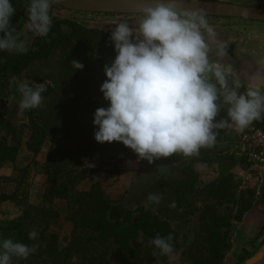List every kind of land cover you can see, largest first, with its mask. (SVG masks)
<instances>
[{"label":"rangeland","instance_id":"obj_1","mask_svg":"<svg viewBox=\"0 0 264 264\" xmlns=\"http://www.w3.org/2000/svg\"><path fill=\"white\" fill-rule=\"evenodd\" d=\"M215 1L264 8V0ZM12 3L16 8L12 21L27 15L28 0H12ZM49 14L52 20L68 19L109 33L121 23L135 28L142 16L71 12L54 7L50 8ZM207 19L216 32L217 41L227 49L225 57H218L213 45L209 53L210 62L218 61L234 69L237 62L235 51L241 49V43L244 47L251 45L254 50L264 51V23ZM28 30L27 26L25 32ZM33 38V35H29L24 44L29 45ZM109 48L108 43H100L94 52L95 58L108 60ZM261 55L264 56V52ZM112 62L109 61V66ZM78 63L83 65L82 69L68 62L65 49L58 47L50 58L34 62L20 75L6 80L0 76V117L3 119L0 144L4 142L19 148L16 160L0 163V193H13L17 187L16 181L23 177L24 183L20 188L24 193L20 197L27 196L22 208L11 201L0 203V223L8 224L17 220L24 209H29L37 219L46 211L50 214L47 218L48 232L59 235L61 245L65 246L71 239L73 227L65 220V204L55 201L51 206L48 205L44 192L56 172L58 182L63 183L70 173L89 169L90 176L80 181L78 188L89 190L94 183H101L111 205L108 213L110 222L120 221L126 212L142 208L157 215L177 232L180 250L168 258L172 264H193L195 259L207 256L208 245L200 223V209L205 200L215 204L222 215L229 217V249L224 264H247L255 257L264 246V166L255 169L251 183H243L240 177L242 161L230 128H227L224 142L218 146L214 162L209 164L201 161L200 152L195 156L192 166L200 179L191 200L197 211L185 216L170 205L174 199V185L184 179L183 170L194 156L183 157L179 162H174L172 157L154 158L150 163L122 143H98L93 123L95 114H88L85 107L96 102L108 106L101 92L107 77L105 70L97 63L85 60H79ZM238 63V66L246 65L239 59ZM256 68L258 73H263L264 63L260 58ZM212 80L215 82L214 78ZM24 81H28L31 87L43 84L52 93L43 96L39 108L27 110L20 116L22 94L19 85ZM256 84L264 91V81H257ZM229 85L232 86L231 76ZM242 88L239 91L245 92L246 87ZM227 108L228 105L221 100L218 114L222 113V118L231 123ZM85 161L94 167H87ZM23 170L27 172L23 173ZM209 186L213 187V193ZM149 193L162 195L158 206L147 204ZM250 203L251 208L239 215L242 207ZM79 234L84 242V252L75 255L71 264H87L83 255L97 256L102 252L107 253L110 264L120 263L122 257L116 253L112 242L102 245L89 232L79 230ZM248 255L251 256L242 262ZM24 264L47 263L29 256Z\"/></svg>","mask_w":264,"mask_h":264},{"label":"clouds","instance_id":"obj_2","mask_svg":"<svg viewBox=\"0 0 264 264\" xmlns=\"http://www.w3.org/2000/svg\"><path fill=\"white\" fill-rule=\"evenodd\" d=\"M59 0H28V28L39 37H47L52 28L50 8ZM197 0H193L196 3ZM16 13L12 0H0V52L26 54L28 49L11 27ZM111 40L115 58L105 65L107 79L101 92L107 107L95 112V140L100 144L122 143L140 158L192 157L217 142L214 129L233 128L244 132L254 122L264 119V91L248 85L245 92L239 75L231 66L210 62L215 45L216 55L225 57L227 49L217 41L216 32L203 10H179L178 0H166L144 10L139 24L116 26ZM74 67L83 65L73 61ZM232 77V86L229 85ZM214 78L215 82H213ZM264 81V73L252 77ZM22 100L19 115L41 106L45 85H19ZM228 105L231 123H214L220 102ZM87 167H94L85 161ZM163 197L149 193L147 204L159 205ZM176 207L175 201L170 205ZM35 241L38 233L29 232ZM174 237L157 234L150 244L159 255L171 257ZM37 246L12 238L0 239V264H12L13 258L27 259Z\"/></svg>","mask_w":264,"mask_h":264},{"label":"trees","instance_id":"obj_3","mask_svg":"<svg viewBox=\"0 0 264 264\" xmlns=\"http://www.w3.org/2000/svg\"><path fill=\"white\" fill-rule=\"evenodd\" d=\"M51 7L59 8L55 4H52ZM29 23L27 15L19 17L11 23V27L15 30L13 35L18 36L20 41L24 42L29 35H33L34 38L29 45H25L28 49L26 54L0 52V76L5 80L20 75L36 61L50 58L58 47L65 49L68 62L85 60L88 63L99 64L104 70L105 65H109V61H113L115 58L112 34L109 32L99 28L85 27L72 20L54 18L48 36L39 37L31 30L25 32ZM0 36L3 34L0 33ZM102 42L109 44L108 60L94 56L97 46ZM45 88L46 91L42 93V96L52 93L49 87ZM242 90L244 91L243 88ZM101 107H104L101 103H90L86 105L85 110L88 114H95L96 110ZM222 115L219 113L214 123L224 120ZM255 123L264 128V119ZM2 124L3 119L0 117V126ZM214 131L217 133L215 146L200 150L201 161L209 164L214 162L218 146L224 142V136L228 133L227 128L214 129ZM18 154L17 146L7 145L4 142L0 144V163L14 161ZM195 156L190 159L189 164L183 170L184 179L177 182L173 188V201H175L176 207L172 209L180 211L185 216H191L197 211L191 200L196 193V186L200 179L199 173L192 166ZM182 158V155L172 156L174 162H179ZM26 172L23 170V173ZM57 175L58 172L54 174L51 184L46 187L44 198L50 206L55 201L64 202L65 220L73 226L69 242L62 246L59 235L48 232L49 213L44 211L45 214H41L37 219L33 217L29 209H24L22 215L11 223H0V239L12 238L25 244H35L37 250L30 255L35 260H43L47 264H71L75 255L84 252V242L79 234V230H81L94 235V240L102 245L112 242L116 247V253L122 257L119 264H172L168 260L169 257L160 256L159 250L150 244V240L157 234L165 237L172 234L175 251L171 256L179 252L178 234L169 224L162 222L157 215L142 208L126 212L120 221L110 222L108 213L111 205L101 183L99 181L94 183L89 190L78 188L80 181L90 176L89 169L70 173L63 183L58 182ZM16 183L17 187L13 193H0V203L11 201L22 208L27 197H20L24 193L20 188L24 183L23 177ZM209 188H212L211 193H213V187L209 186ZM201 208L200 223L208 245L207 256L195 259L193 264H224L229 249V217L222 215L215 204L206 200ZM250 208L251 203L243 206L239 215H243ZM39 228H41L40 231ZM32 231L38 233L35 241L29 240L28 234ZM250 256L244 257L242 262ZM83 258L87 264H110L106 252L97 256L83 255ZM25 261V259L14 257L12 264H24Z\"/></svg>","mask_w":264,"mask_h":264},{"label":"water","instance_id":"obj_4","mask_svg":"<svg viewBox=\"0 0 264 264\" xmlns=\"http://www.w3.org/2000/svg\"><path fill=\"white\" fill-rule=\"evenodd\" d=\"M163 2L166 0H59L58 3L53 4L71 12L143 15L145 9ZM178 7L179 10L186 12L203 10L207 17L264 23V8L260 7L215 0H197L196 3H193V0H178ZM263 250L264 246L255 257ZM260 264H264V260Z\"/></svg>","mask_w":264,"mask_h":264},{"label":"built area","instance_id":"obj_5","mask_svg":"<svg viewBox=\"0 0 264 264\" xmlns=\"http://www.w3.org/2000/svg\"><path fill=\"white\" fill-rule=\"evenodd\" d=\"M232 133L242 161L240 177L243 183H251L255 169L264 166V128L254 122L244 132L232 128Z\"/></svg>","mask_w":264,"mask_h":264},{"label":"crops","instance_id":"obj_6","mask_svg":"<svg viewBox=\"0 0 264 264\" xmlns=\"http://www.w3.org/2000/svg\"><path fill=\"white\" fill-rule=\"evenodd\" d=\"M209 18H214V17H209ZM223 21H228V19H225ZM90 28H95V27H90ZM112 34V33H111ZM227 44V43H225ZM243 44L241 43V49L235 51V58L237 59L236 61V67L233 69L240 77L241 81L244 83V86L247 88L248 85H255L257 86V81L252 80V77L256 75L259 71L257 68V63L259 64V58L261 59V62L264 63V56L259 54H263L262 51L254 50L253 46L248 45L242 46ZM238 59L240 61H243L246 63V65L238 66ZM242 64V63H241ZM264 73V71H263ZM232 132V128H230ZM233 134V133H232ZM233 136V135H232Z\"/></svg>","mask_w":264,"mask_h":264},{"label":"bare ground","instance_id":"obj_7","mask_svg":"<svg viewBox=\"0 0 264 264\" xmlns=\"http://www.w3.org/2000/svg\"><path fill=\"white\" fill-rule=\"evenodd\" d=\"M264 260V251L259 254V256L250 264H260Z\"/></svg>","mask_w":264,"mask_h":264}]
</instances>
